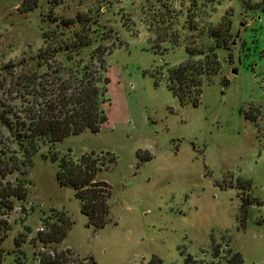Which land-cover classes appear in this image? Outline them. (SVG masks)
Instances as JSON below:
<instances>
[{"label":"rangeland","instance_id":"rangeland-1","mask_svg":"<svg viewBox=\"0 0 264 264\" xmlns=\"http://www.w3.org/2000/svg\"><path fill=\"white\" fill-rule=\"evenodd\" d=\"M227 15L234 37L215 50L219 73L196 106L181 105L170 70ZM100 61L99 131L41 148L31 167L18 164L22 176L10 171L19 148L7 125L20 106L48 101L59 79L94 74ZM90 153L103 166L95 181L110 187L109 224L97 231L56 181L61 158ZM16 176L28 194L0 215V264H216L228 252L264 264V0H0V189ZM61 214L65 239L41 244L42 221Z\"/></svg>","mask_w":264,"mask_h":264},{"label":"trees","instance_id":"trees-1","mask_svg":"<svg viewBox=\"0 0 264 264\" xmlns=\"http://www.w3.org/2000/svg\"><path fill=\"white\" fill-rule=\"evenodd\" d=\"M233 37L231 21L227 15L222 17L215 28L209 30L207 38L210 43L204 48L186 47L187 60L170 70L168 77V89L181 105H197L203 81L210 82L220 70L215 50L222 48L230 51ZM48 38L51 36L42 32L43 42ZM101 68L102 62L100 61L98 71L94 74L88 67L76 70L73 81L71 78L59 79V85L51 92L48 101H42L31 107L25 102L20 106L19 111L14 115L12 125H7L10 130L13 129V138L19 148L14 158L8 159L11 162L10 171L22 176L25 173L17 168L18 164L31 167L34 155L41 148L46 147L47 154H51L54 146L69 136L79 135L86 130L92 134L99 131L106 121L105 115L99 109L104 96ZM40 86V83L37 84L38 88ZM19 153L22 159L17 157ZM42 156L46 158V155ZM94 156L93 153L81 155L77 162L68 157L61 158L57 166L56 181L60 187L73 189L74 196L79 202L80 212L87 219V226L97 231L109 224L110 187L103 181H95L96 173L101 171L103 166L98 164ZM55 159V155H51V161ZM107 163L115 164V158L110 157ZM25 184L24 179L16 176L11 185L0 189L1 216L13 210L15 201L25 200L28 194ZM57 218L59 220L52 223L45 222L48 221L47 219L42 221V226L47 231H38L36 234L41 244H59L65 239L70 223L63 217V214ZM6 229V224L0 220V245L6 237ZM88 260L94 264L91 259ZM159 263V260L154 259L149 264ZM39 264L70 263L63 260L62 256H57L53 259L39 261ZM183 264H214V262L196 260L186 256ZM216 264H242V261L237 253L228 252Z\"/></svg>","mask_w":264,"mask_h":264},{"label":"built area","instance_id":"built-area-1","mask_svg":"<svg viewBox=\"0 0 264 264\" xmlns=\"http://www.w3.org/2000/svg\"><path fill=\"white\" fill-rule=\"evenodd\" d=\"M40 230L42 231L43 229H42V228H40Z\"/></svg>","mask_w":264,"mask_h":264},{"label":"water","instance_id":"water-1","mask_svg":"<svg viewBox=\"0 0 264 264\" xmlns=\"http://www.w3.org/2000/svg\"><path fill=\"white\" fill-rule=\"evenodd\" d=\"M235 37H237V35H235ZM235 73V72H234Z\"/></svg>","mask_w":264,"mask_h":264}]
</instances>
